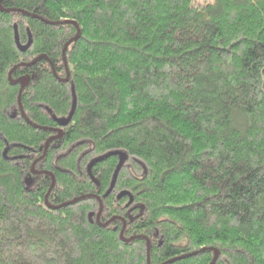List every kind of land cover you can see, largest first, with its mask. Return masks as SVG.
Segmentation results:
<instances>
[{"label":"trees","instance_id":"1","mask_svg":"<svg viewBox=\"0 0 264 264\" xmlns=\"http://www.w3.org/2000/svg\"><path fill=\"white\" fill-rule=\"evenodd\" d=\"M147 257L264 264V0H0V264Z\"/></svg>","mask_w":264,"mask_h":264},{"label":"water","instance_id":"2","mask_svg":"<svg viewBox=\"0 0 264 264\" xmlns=\"http://www.w3.org/2000/svg\"><path fill=\"white\" fill-rule=\"evenodd\" d=\"M14 37H15V43H16L17 47H18L20 50L26 49V48L30 45V43H31V37L29 36V40H28V42H27L26 45L23 46V45L20 44V42H19V38H18V34H17V28H16V26H14ZM74 39H75V38H74ZM72 40H73V39H71L69 42H71ZM69 42L65 45V47H64V49H63V56H64L65 49L67 48ZM52 70H53V67H52ZM8 78H9V80H10V82H11L12 84H17V83L20 84V89H19V94H18V99H19V98H20L21 91H22L23 88L29 83L30 78H29V77H21V78H18V79H12V78H11V71H10L9 74H8ZM68 79H69V76L67 75L66 78H64V79H60V80H62V81H67ZM72 94H73V102H72V108H71V111H70L69 115H68L67 117H62V118H55V117H53V119L57 122V124H58L60 127H64V126H66V125L70 122L71 117H72V115H73V112H74V109H75V105H76V99H75V96H74V89H73V87H72ZM19 105H20V102H19ZM14 116H15V115H12V117H14ZM56 132H57V135L51 137V138L47 141V143H46V145H45V148H44V153H43L42 157L45 155V152H46V149H47L48 143H49L51 140H53V139H58V138H60V137L62 136V130H61L60 128H58V129L56 130ZM114 153L117 154V155L119 156V163H118V165H117V167H116V169H115V172L113 173V177H112L111 185H110V187H109V189H108V191H107V194H108L109 192H111V190L113 189V186H114V183H115V180H116L117 174H118L119 170L121 169L123 163H124L125 160L127 159V156H126V154H125L124 152L117 151V152H114ZM109 154H113V153H109ZM109 154H106V155H104V156H102V157H99V158L94 159L93 161H91V162L89 163L88 168H90L91 165H92L93 163H95V162H97V161L103 159L104 157L108 156ZM42 157H41V158H42ZM34 164H35V163H33L32 168H31V172H32V174H35V173L37 172V171L34 170ZM31 183H32V179H31V177H28V178L26 179V184H27V185H31ZM124 195H129V197H130L129 202L131 203L132 200H133V198H132V195H131L129 192H121V193L118 194L117 197L120 198L121 196H124ZM71 203H72V201H71V202L64 203L63 205H68V204H71ZM60 206H62V205H60ZM60 206H50V207H51V208H57V207H60ZM100 212H101V209L99 210V212H98V214H97V221H98V222H99V215H100ZM90 215H91V214H90ZM122 232H123V230L120 232V236H121V238H122ZM123 240H125V239H123ZM127 240H128V239H127ZM125 241H126V240H125ZM147 249L149 250V242H148V241H147ZM213 251H214V257H213V261H212V263L217 259V256H218V251H217L216 249H214ZM148 256H149V255H148ZM147 264H149V258H148V257H147Z\"/></svg>","mask_w":264,"mask_h":264},{"label":"rangeland","instance_id":"3","mask_svg":"<svg viewBox=\"0 0 264 264\" xmlns=\"http://www.w3.org/2000/svg\"><path fill=\"white\" fill-rule=\"evenodd\" d=\"M201 2H207V1H211V0H200Z\"/></svg>","mask_w":264,"mask_h":264}]
</instances>
